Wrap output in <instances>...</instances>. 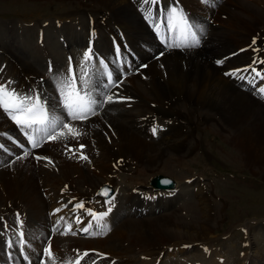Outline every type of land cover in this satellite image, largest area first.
Here are the masks:
<instances>
[{
	"label": "bare ground",
	"instance_id": "1",
	"mask_svg": "<svg viewBox=\"0 0 264 264\" xmlns=\"http://www.w3.org/2000/svg\"><path fill=\"white\" fill-rule=\"evenodd\" d=\"M55 1L67 2L72 15L69 27L53 31L63 49L51 41L48 26L38 27L35 41L21 44L10 36L8 44L0 43V85L19 96H38L50 116H59L80 135L65 129L66 135L29 148L26 130L0 108V264H127L134 254L137 263L159 257L167 244L142 248L129 233L142 217L180 195L164 192L170 194L165 199L154 190L157 176L147 183L146 172L167 169L161 143L179 154L183 141L198 143L199 134L214 130L245 163L264 166V93L259 91L264 88V0ZM173 7L193 26L198 46H176L179 34L168 30ZM28 36L22 32L23 39ZM117 52L122 66L116 64ZM69 68L77 89L101 102L84 120H72L62 103L58 85ZM107 69L112 85L106 83ZM85 70L89 82L83 88ZM108 95L111 102H105ZM117 182L123 195L117 194ZM104 188L112 197L100 196ZM196 188L191 195L208 223L211 198L200 181ZM187 198L179 206H187L180 210L183 217L194 210ZM89 212L107 214L94 219ZM121 213L135 217L122 221ZM163 223L168 228L167 220ZM148 232L139 235L145 240ZM83 234L86 238L79 239ZM182 235L193 239L194 232L184 228ZM49 246L53 259L44 254ZM249 256L246 264H264L263 248Z\"/></svg>",
	"mask_w": 264,
	"mask_h": 264
},
{
	"label": "rangeland",
	"instance_id": "2",
	"mask_svg": "<svg viewBox=\"0 0 264 264\" xmlns=\"http://www.w3.org/2000/svg\"><path fill=\"white\" fill-rule=\"evenodd\" d=\"M69 9L70 5L63 1L0 0V43L8 44L10 36L16 38L15 42L21 40V44L35 41L33 33L38 27L48 26L47 33L49 37L52 36L51 41L58 44L57 48L60 51L63 49L62 45L57 35L56 37L53 35L56 28L70 26L72 15H68ZM24 31L29 33L27 39L22 37ZM199 137L201 140L198 143L183 141L179 154H170L165 148L167 144L161 143V151L164 152L162 163L168 164L167 169H163L162 173L158 174L146 172L147 183L158 175L171 178L175 182L174 194L179 192L181 196L177 195L179 198L175 196V199L173 198L175 201L171 200V203H167L159 210L160 212L146 215L141 219L136 218L144 221L130 227L129 235L133 243L142 248L153 249L155 246L162 247L166 244L167 246L159 257L146 258L145 261L137 263L138 254H134L129 261H126L127 264H166L169 261L170 264H246L248 263L246 256L249 258L253 251L264 249V176L259 173L264 171L263 164L245 163L237 152L232 151L230 141L214 130L203 132ZM262 140L264 142V135ZM171 143L170 145L177 144ZM198 181L207 187L206 191L208 190L207 193L213 201L208 202L212 210L210 212L212 218L208 223H205L204 213L198 200L191 195V191L198 190L196 188ZM118 184L119 182L116 187L117 194L123 195L125 189L119 188ZM147 189L149 188L146 186V196L151 194ZM186 191L189 194L184 195ZM165 193H161L162 196L170 195ZM116 196L114 195V198ZM185 196L188 197L185 200H189L188 203L194 208L193 212H190L194 215L187 213L189 217L180 214L181 209L187 208V206L179 207ZM8 207H11V204ZM122 215L123 213L120 215L122 221L135 217L127 214L129 218H123ZM166 220L168 228L164 227L163 222ZM117 226L115 224L116 228H114L119 232ZM246 226H248L247 232ZM179 227L182 229H178ZM184 228L193 230V239L182 235ZM144 230L149 231L145 240L139 235V232ZM78 238L84 240L86 236L83 234ZM128 243L123 245L122 249L125 252ZM134 248L132 251L135 253Z\"/></svg>",
	"mask_w": 264,
	"mask_h": 264
},
{
	"label": "snow or ice",
	"instance_id": "3",
	"mask_svg": "<svg viewBox=\"0 0 264 264\" xmlns=\"http://www.w3.org/2000/svg\"><path fill=\"white\" fill-rule=\"evenodd\" d=\"M147 4L149 2L154 3L155 0H144ZM151 12L146 15V19L151 18ZM159 27V25H155ZM193 26L189 24L187 18L184 16L182 10L175 7L168 12V30L178 32L180 37V43L176 46L195 47L198 46L199 40L197 39L196 32L192 31ZM91 59L90 50L85 52L84 60L87 62ZM106 69V65H103V61L100 62ZM246 70V69H245ZM259 75V73H257ZM87 71L85 70L80 77V83L83 88L88 85ZM108 82L112 83L111 74H108ZM59 91L62 97V103L67 110L68 115L72 120H84L89 115L95 114V107L100 106L101 102L98 101L90 92L83 91V89H77L76 78L71 75V68H69V76L62 79L59 82ZM83 91V94L81 92ZM259 91L264 93V88H260ZM113 97L108 95L105 102H111ZM0 108H2L9 117L21 128L25 129L28 133V140L32 144V147H38L39 144L45 139H57L61 136L71 134L78 136L80 133L72 128L68 123H62L60 117L52 114L49 115V111L40 102V98L33 96H19L14 91L5 88L0 85ZM60 131L57 132L56 129ZM156 129H153L155 134ZM83 147V145H81ZM86 159V157H81ZM39 159V157H38ZM107 195V190L102 193ZM77 208L83 207L82 204H77ZM58 211V210H57ZM94 219H103L107 213H101L99 215L89 212ZM79 222V221H77ZM70 230V226H69ZM87 231V229H85ZM23 237V233L19 234ZM44 254L49 259H53L51 248L44 249ZM86 255V253L84 254ZM64 264H73L72 261H66ZM74 264H79V261H75Z\"/></svg>",
	"mask_w": 264,
	"mask_h": 264
},
{
	"label": "water",
	"instance_id": "4",
	"mask_svg": "<svg viewBox=\"0 0 264 264\" xmlns=\"http://www.w3.org/2000/svg\"><path fill=\"white\" fill-rule=\"evenodd\" d=\"M151 184L156 189L170 190L171 187L173 186V181L169 180L167 178H164V177H156L152 180ZM104 190H107V195L102 194L104 192ZM100 193L102 196L107 197L110 194V191H109V189L104 188L103 190L100 191Z\"/></svg>",
	"mask_w": 264,
	"mask_h": 264
}]
</instances>
